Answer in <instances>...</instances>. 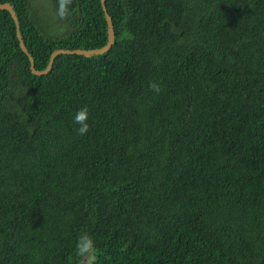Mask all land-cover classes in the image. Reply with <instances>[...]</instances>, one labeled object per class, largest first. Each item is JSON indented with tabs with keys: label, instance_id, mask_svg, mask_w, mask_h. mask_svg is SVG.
Wrapping results in <instances>:
<instances>
[{
	"label": "trees",
	"instance_id": "trees-1",
	"mask_svg": "<svg viewBox=\"0 0 264 264\" xmlns=\"http://www.w3.org/2000/svg\"><path fill=\"white\" fill-rule=\"evenodd\" d=\"M3 2L37 70L107 42L100 0ZM105 5L44 74L0 9V264H264V0Z\"/></svg>",
	"mask_w": 264,
	"mask_h": 264
},
{
	"label": "water",
	"instance_id": "water-1",
	"mask_svg": "<svg viewBox=\"0 0 264 264\" xmlns=\"http://www.w3.org/2000/svg\"><path fill=\"white\" fill-rule=\"evenodd\" d=\"M100 1H101L103 11L105 13L106 22H107V35L108 36H107L106 44L103 45L102 47L93 48V49H56V50L52 51V53L49 57V61L46 65L45 69H43V70H37L35 68L33 57L31 56V54L28 52L26 46L24 45V42H23L22 37H21L20 29H19V22L17 19V15H16L12 5L9 2H3V3H0V9H6L7 11H9L11 17L14 20L15 28H16V37L19 40V45H20L22 51H24L26 53V55L28 56L29 68H30L31 72L34 74H44L52 67L53 62H54V58L58 54L78 53V54H83V55L89 56L92 54L103 53L104 51H106L107 49L110 48V46L112 45V43L114 41L113 23H112L110 15L107 12L105 0H100Z\"/></svg>",
	"mask_w": 264,
	"mask_h": 264
},
{
	"label": "clouds",
	"instance_id": "clouds-1",
	"mask_svg": "<svg viewBox=\"0 0 264 264\" xmlns=\"http://www.w3.org/2000/svg\"><path fill=\"white\" fill-rule=\"evenodd\" d=\"M72 4V0H58V15L61 18L68 16L69 6ZM150 88L155 91H159V85L151 83ZM89 110L87 107L79 109L74 116V123L79 125L77 132L83 136L89 132L90 125L88 123ZM76 254L82 260L88 259V264L95 259V245L92 238L87 233H81L78 237L76 244Z\"/></svg>",
	"mask_w": 264,
	"mask_h": 264
},
{
	"label": "rangeland",
	"instance_id": "rangeland-1",
	"mask_svg": "<svg viewBox=\"0 0 264 264\" xmlns=\"http://www.w3.org/2000/svg\"><path fill=\"white\" fill-rule=\"evenodd\" d=\"M85 264H88V261H86Z\"/></svg>",
	"mask_w": 264,
	"mask_h": 264
}]
</instances>
